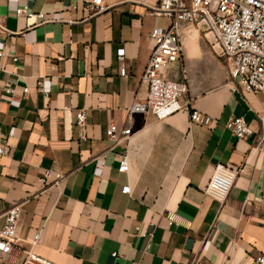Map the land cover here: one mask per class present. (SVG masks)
Instances as JSON below:
<instances>
[{"label":"crops","instance_id":"obj_1","mask_svg":"<svg viewBox=\"0 0 264 264\" xmlns=\"http://www.w3.org/2000/svg\"><path fill=\"white\" fill-rule=\"evenodd\" d=\"M105 3L93 14L87 0H0V228L5 211L22 203L18 250L2 264H21V250L38 234L34 251L56 264H258L264 91H236L230 63L203 27L185 22L182 62L165 74L180 80L186 69V107L161 119L151 113L129 119L133 102L147 96L142 75L154 46L150 32L171 19L130 0ZM23 5L46 20L19 19ZM16 96L19 103L12 102ZM77 109L86 113L87 140L76 131ZM193 110L212 123L192 122ZM233 116H242L252 134L238 138L227 125ZM112 122L132 130L113 149ZM219 163L240 169L224 202L206 192ZM45 170L49 181L57 172L66 178L42 186Z\"/></svg>","mask_w":264,"mask_h":264},{"label":"built area","instance_id":"obj_2","mask_svg":"<svg viewBox=\"0 0 264 264\" xmlns=\"http://www.w3.org/2000/svg\"><path fill=\"white\" fill-rule=\"evenodd\" d=\"M146 5L151 12L171 19L168 27L156 26L150 36L154 46L145 66L142 81L147 85V96L144 100H135L129 108L128 118L136 113H151L157 118H165L184 109L181 98L188 92L186 69H183L184 78L175 80L165 74V70L173 64L182 62L183 45L180 35V26L183 23L197 24L203 27L204 34L213 50L227 59L230 63V76L235 82L234 89L240 93L264 91V0H130ZM87 8L93 14L107 8L105 0H87ZM18 18H34L37 23L46 20L44 12H34L28 5L19 6L16 10ZM0 44V55L3 46ZM125 48L118 50L121 62V74L128 75L125 65ZM17 57H14L16 60ZM46 95L50 88L40 83ZM12 92L11 86L6 88ZM28 87L23 89L24 93ZM16 96L12 102L19 103ZM191 121L198 124L210 125L212 117L200 110L191 112ZM228 127L238 138H247L252 134L251 128L242 116H233ZM76 131L79 139L87 140L88 124L84 109L76 111ZM132 130L129 127L119 128L112 122L107 129V136L113 142L109 148L113 149L123 141L129 140ZM257 148H264V131L257 136ZM5 148L0 144V154ZM99 155V162H101ZM120 170L128 169V157L125 155L120 163ZM98 168L97 171H99ZM240 169L232 168L219 163L210 178L206 192L220 202H224L234 185ZM51 170H45L39 182L42 186L53 184L59 186L66 178V174L57 172L49 181ZM130 191L129 186L123 188ZM22 213V203L12 204L5 211V223L0 228V264L8 261L18 250L15 242L19 240L16 227ZM172 219V216H170ZM264 222V215L262 216ZM39 234L29 243L28 249H22L21 264H56L52 260L36 253L35 245L39 242ZM116 255V253H114ZM258 264H264V251L257 258Z\"/></svg>","mask_w":264,"mask_h":264}]
</instances>
